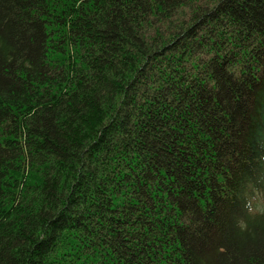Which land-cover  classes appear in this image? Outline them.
<instances>
[{"label": "trees", "instance_id": "16d2710c", "mask_svg": "<svg viewBox=\"0 0 264 264\" xmlns=\"http://www.w3.org/2000/svg\"><path fill=\"white\" fill-rule=\"evenodd\" d=\"M264 0H0V264H264Z\"/></svg>", "mask_w": 264, "mask_h": 264}, {"label": "rangeland", "instance_id": "374dc122", "mask_svg": "<svg viewBox=\"0 0 264 264\" xmlns=\"http://www.w3.org/2000/svg\"><path fill=\"white\" fill-rule=\"evenodd\" d=\"M257 212H263L264 211V207L260 202H257V206L255 209Z\"/></svg>", "mask_w": 264, "mask_h": 264}]
</instances>
